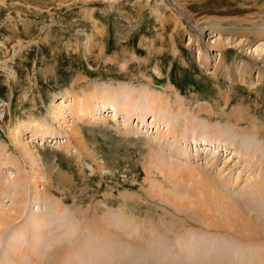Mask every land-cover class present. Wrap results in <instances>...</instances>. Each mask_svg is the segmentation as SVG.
Listing matches in <instances>:
<instances>
[{
  "label": "rangeland",
  "instance_id": "374dc122",
  "mask_svg": "<svg viewBox=\"0 0 264 264\" xmlns=\"http://www.w3.org/2000/svg\"><path fill=\"white\" fill-rule=\"evenodd\" d=\"M0 209V264H263L264 0H0Z\"/></svg>",
  "mask_w": 264,
  "mask_h": 264
},
{
  "label": "bare ground",
  "instance_id": "6f19581e",
  "mask_svg": "<svg viewBox=\"0 0 264 264\" xmlns=\"http://www.w3.org/2000/svg\"><path fill=\"white\" fill-rule=\"evenodd\" d=\"M160 103H162V102H160ZM82 106V105H81ZM80 106V107H81ZM162 106H166V104L165 103H163V105ZM102 107H103V105H102ZM121 107L123 108V106L122 105H114V106H112V110L114 111V114H112V116L111 117H115V115L117 114V112L119 113V111H120V109H121ZM81 109H82V112L84 111V108H83V106L81 107ZM98 109H100L99 107H98ZM111 110V109H110ZM103 111V110H102ZM101 111V113H104V115L105 116H108V115H111V113H109V114H107V110L106 111H103L102 112ZM82 112H79V113H82ZM138 112H141V110H139ZM58 113H59V110H58V112H57V114L54 116V117H52V118H54V120H56L57 119V117L59 116L58 115ZM78 113V114H79ZM143 113H145V111H142L141 112V114L143 115ZM147 113H149V112H147ZM128 114V113H127ZM82 115V114H81ZM56 118V119H55ZM159 121H161L162 119H158ZM166 122V121H165ZM35 125V124H34ZM36 125H37V127L38 128H40V125L39 124H37L36 123ZM168 126V125H167ZM159 130V129H158ZM171 134V133H170ZM178 136V135H177ZM163 140V139H162ZM159 144V146H160V142H157V145ZM147 147V146H146ZM152 147V146H151ZM151 147H149V148H151ZM161 147H162V145L158 148V150H157V147L155 146V148H154V150L152 151V148H151V151H152V156L150 157L151 159H152V162H153V166L155 167V169H152V170H154V171H156L157 173H162V174H164L165 176H171V177H176V178H178L179 180L182 178H184V174L182 175L181 173H178V166L176 165V163L175 162H173V161H175V160H172L171 158H166V157H164L163 156V153H165V152H163L162 150H161ZM182 149V148H181ZM161 150V151H160ZM176 152V151H175ZM151 153V152H150ZM216 153V152H215ZM169 154V153H168ZM176 154L177 155H180V157H183V152H182V150H180L179 152H176ZM174 155V154H173ZM170 156V155H169ZM168 156V157H169ZM181 166V165H180ZM175 169V170H174ZM152 170H150V173L152 172ZM179 172H182L181 170L179 171ZM194 173H196V174H194ZM149 174V173H148ZM188 175H190V177H193L194 179H196V177H197V172H193V171H191L190 170V172L188 173ZM211 181V180H210ZM197 182H200V180L199 179H197ZM152 184H153V181H152ZM200 184V183H199ZM198 186V185H197ZM16 187H17V185H16ZM15 187V188H16ZM200 188H201V190H203V191H205V190H207V192H211L212 193V190H214V191H216V193H219V191H220V189H219V187H216L215 186V184L214 183H211V182H209V180L206 182V184H205V186L204 187H202V185L200 184ZM205 188V189H204ZM154 189V191H153V196L156 198V200L159 202V201H161V202H163L162 200H166V201H168V200H172V191H170V190H165L164 192H168V194L167 195H169L170 196V198L169 199H166V198H164L163 197V194L161 193L163 190H164V188H162V187H160V186H158V185H156L155 184V188H153ZM209 190V191H208ZM259 190V189H258ZM175 192V191H174ZM150 193V192H149ZM220 195H224V194H222V193H219ZM17 196V195H16ZM16 196H15V200H13L12 199V204H13V207L15 208V206H14V201H16ZM178 198V197H177ZM182 198V197H181ZM179 199L178 198V202L175 204V205H172L173 207L175 206V208L177 209V210H182L181 208H180V206H187L186 207V209L187 208H189L190 207V205H189V203H187V202H182L181 200L182 199ZM17 202V201H16ZM183 203V204H182ZM17 205V204H16ZM14 210V209H13ZM6 213H9L8 212V210H2V209H0V226L1 225H3L4 223H5V221H10V219H11V216L9 217V216H7L6 215ZM192 215H189V218L191 217ZM246 218H248L249 220H248V223H246L247 225H245V224H243V229L244 230H251L252 232H255V227L256 226H258L257 225V222L255 221V220H252V216H246ZM190 219H192V220H194L193 218H190ZM14 220V219H13ZM61 221V220H60ZM63 221V220H62ZM61 221V222H62ZM246 222V221H245ZM9 222H7L6 224H8ZM5 224V225H6ZM65 224V223H64ZM4 225V226H5ZM4 226H1V228L2 227H4ZM117 227V226H116ZM174 254V253H173ZM262 263V262H261ZM264 264V263H263Z\"/></svg>",
  "mask_w": 264,
  "mask_h": 264
}]
</instances>
